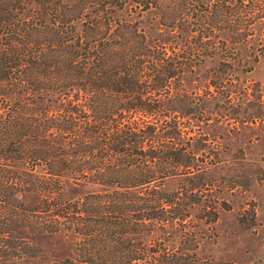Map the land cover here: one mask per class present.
Here are the masks:
<instances>
[{
  "label": "trees",
  "instance_id": "trees-1",
  "mask_svg": "<svg viewBox=\"0 0 264 264\" xmlns=\"http://www.w3.org/2000/svg\"><path fill=\"white\" fill-rule=\"evenodd\" d=\"M256 24L264 0H0V245L38 264H219L185 225L193 188L164 182L208 170L188 134L239 62L216 41Z\"/></svg>",
  "mask_w": 264,
  "mask_h": 264
},
{
  "label": "rangeland",
  "instance_id": "rangeland-1",
  "mask_svg": "<svg viewBox=\"0 0 264 264\" xmlns=\"http://www.w3.org/2000/svg\"><path fill=\"white\" fill-rule=\"evenodd\" d=\"M255 29L256 36L247 43L225 41V47L216 41L223 55L239 62L234 69L222 67L236 79V85L221 90L228 95L223 107H208L221 114L213 113L188 134L191 147L210 159L208 170L164 182L167 191L193 188L185 225H196L198 255L219 264H264V25ZM213 67L208 63L205 68ZM179 120L186 124V117ZM41 254L47 256V249ZM37 259L34 250L0 245V264H38Z\"/></svg>",
  "mask_w": 264,
  "mask_h": 264
}]
</instances>
